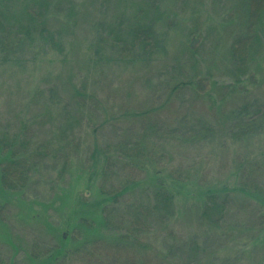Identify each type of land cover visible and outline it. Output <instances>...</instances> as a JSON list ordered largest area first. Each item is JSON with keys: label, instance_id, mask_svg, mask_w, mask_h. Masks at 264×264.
<instances>
[{"label": "rangeland", "instance_id": "obj_1", "mask_svg": "<svg viewBox=\"0 0 264 264\" xmlns=\"http://www.w3.org/2000/svg\"><path fill=\"white\" fill-rule=\"evenodd\" d=\"M145 1L52 0L41 18L44 37L0 31V134L22 131L34 149L64 146L69 158L65 166L62 155L41 158L21 192L0 190V264H49L60 245L68 250L57 264H264V67L254 71L251 63L249 80L230 84L237 0H159L158 10ZM14 2L15 11L22 0ZM148 18L158 41L123 44L125 30ZM202 74L204 90L193 87ZM138 141L153 149L152 168L189 175L162 222L139 225L125 210L146 196L145 171L129 170L124 160L110 167L108 181L91 173L94 145L116 156L119 144ZM139 178L118 212L107 211V225L100 212L90 230L76 222L78 196L94 198L99 184L119 189ZM242 180L260 195L237 190L218 228L199 224L191 194ZM135 233L146 248L131 246ZM117 237L123 242L113 253L106 244Z\"/></svg>", "mask_w": 264, "mask_h": 264}, {"label": "trees", "instance_id": "obj_2", "mask_svg": "<svg viewBox=\"0 0 264 264\" xmlns=\"http://www.w3.org/2000/svg\"><path fill=\"white\" fill-rule=\"evenodd\" d=\"M14 1L15 0H0L1 32L7 33L9 36L8 31H11L12 36L16 39H22V37L26 36L30 38V34L37 30L42 33V37H44L43 34H49L47 26H45V22L41 20V18L43 12L51 5L52 0H22L20 8L15 11L13 9L15 5ZM158 1L159 0H147L145 4H147V6L149 4L150 9L158 10ZM237 9L239 13H237L236 18L231 23V33L235 32V35L232 36L233 44L229 48L230 61L236 64L233 78L230 81L232 85L238 83L242 84L244 77L249 80V68L251 63L255 67L254 71L260 72L264 67V52L261 50L264 46V0H237ZM17 17H21L24 20H20L21 18ZM230 29L228 31H230ZM157 34L155 29V18H148L147 22H137L131 25L128 30H125V33H123V44L132 45L133 47L136 44L149 48L154 42L156 43L158 39ZM123 38L118 36L114 39L117 42ZM121 48L124 49L125 45H122ZM204 74L209 75V70H206ZM204 74L200 75L198 80L193 81L194 83L191 80L180 82L174 86V88L176 89V87L188 85L189 83H193V87L196 85L199 87L206 79ZM208 77L210 76H207V80ZM199 89L204 90V87L200 86ZM74 94L77 97H81L85 93H82L80 89H75ZM196 94L200 96L198 92H196ZM262 117L264 118V114ZM140 144L142 143L139 141L132 145L128 142H122L116 149L118 153L116 156L112 155L110 152H106V150L104 151V149L99 148L96 144L91 150L90 157L94 161L98 160L93 163L90 169L92 168L91 173L101 179V181H108L110 167H116L117 164L121 165L124 160L123 166L129 168V170H133V172L136 169H140L143 172L145 171L148 175V181L145 184L146 188H143L146 190V196L140 200H135L137 198L134 197L135 199L131 204H126L125 210L131 218L133 217V221L137 220V224L140 225L144 223L146 225L148 223L147 220H154L155 218L156 221L162 222L164 219H168L171 216L174 209V200L177 195L182 193L183 187H185L183 183L189 175L183 178V174L179 170L165 173L164 170L152 168V157L155 153L153 149L148 151L145 148L143 149ZM65 153L67 152L64 146L59 145L44 149H34L31 147V143L27 137L22 135V131L12 136L1 133L0 190L21 192L29 181L32 172L36 170L39 159L48 156L56 157L62 155L64 159L63 165L65 166L67 161H69ZM143 154H145V156ZM147 159H149V162L144 164ZM35 160L37 162H34ZM241 165V167L237 165V169L241 170L243 168V163H241ZM141 182V178L137 180L133 179L130 182L124 183L119 189H107L104 185L99 184L97 186L96 197L85 199L81 195L78 196L73 207V214L76 222L85 229L90 230L93 228L90 221L95 219L93 214L100 212L99 214H101L103 218L102 221L107 225V211L110 210L113 214L118 212L117 210L120 208L118 205L119 199L128 192V194L134 195V192H137V190H135L136 187L140 185ZM133 186L135 189L132 188ZM255 186L256 185L253 186L255 191H252L253 187L248 188V184L244 183L242 180V182L235 181L231 189L227 187L203 186V189L193 192L191 196L198 198L199 202L197 208L199 224H202L208 229L214 227L218 228V224L223 220L222 216L226 212L225 205L231 193L236 194L240 192L243 195V192L246 191L247 193L250 191L260 195L258 191L259 188ZM237 190H239V192ZM261 202V204L264 205V199H261ZM1 206L0 204V208ZM136 209L140 210L142 217ZM138 229L141 231V228ZM120 233L119 235L123 238L126 237L125 234L129 235L128 232H123L125 234L122 232ZM137 233H135L136 237L133 239L131 246L134 248L137 247L138 249L146 248L147 243H145L146 245L143 244L141 237ZM65 236L66 232L64 234L61 233L60 238L66 240ZM76 237L73 236L71 239L74 240ZM116 241L118 243L106 244V246H110L109 249L113 253L117 252L115 247L118 248V245H120L119 243L123 242V239L118 238ZM96 242H99V240H96ZM97 244H99L100 247L102 246L100 242ZM121 244L124 245L125 243ZM67 250L62 245L54 247L52 257L48 256V263L57 264L58 257L63 254L65 255ZM93 253L94 252L91 251L89 257L95 255ZM44 262L46 261L44 260Z\"/></svg>", "mask_w": 264, "mask_h": 264}]
</instances>
